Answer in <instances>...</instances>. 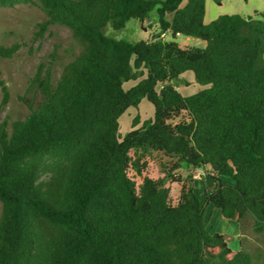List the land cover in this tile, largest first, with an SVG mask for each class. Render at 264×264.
I'll return each instance as SVG.
<instances>
[{
    "label": "trees",
    "instance_id": "16d2710c",
    "mask_svg": "<svg viewBox=\"0 0 264 264\" xmlns=\"http://www.w3.org/2000/svg\"><path fill=\"white\" fill-rule=\"evenodd\" d=\"M30 4L46 15L41 34L65 27L81 52L56 82L40 65L31 90L41 100L22 98L28 117L0 125V264H254L207 231L205 210L253 218L264 232V21L223 15L207 24L206 0H0ZM154 11L151 40L107 36L131 20L143 27ZM19 50L0 47V57ZM188 72L209 88L184 97ZM144 99L154 119L120 137V118ZM156 156L171 161L157 178ZM183 169L186 179L174 175ZM198 169L209 173L204 201Z\"/></svg>",
    "mask_w": 264,
    "mask_h": 264
},
{
    "label": "rangeland",
    "instance_id": "374dc122",
    "mask_svg": "<svg viewBox=\"0 0 264 264\" xmlns=\"http://www.w3.org/2000/svg\"><path fill=\"white\" fill-rule=\"evenodd\" d=\"M223 15H240L246 19L264 21V0H224L218 6L215 0H206L205 22L210 24ZM46 15L37 5H17L14 7H0V47L10 48L19 45L20 50L13 58L0 57V82H3L9 92V101L3 106L4 93L0 84V125L4 122L13 123L25 120L30 114L27 102L22 100H36L41 98L31 90V83L40 65L52 67L53 80L56 82L63 68L73 61L81 52V47L73 37L72 32L60 25L51 26L46 33L41 34L39 24L46 21ZM159 34L157 12L142 27L137 20H131L123 30L116 31L107 28V36L116 40L136 42L151 40ZM168 41H174L170 34L164 36ZM182 47L205 49L206 43L199 39L179 37L175 40ZM180 93L190 97L209 87L200 85L194 74L188 72L180 78ZM188 83V85L186 84ZM137 84L131 81L124 84V89L129 90ZM155 116L154 106L144 99L138 108H130L119 120V135L124 138L128 133L139 129ZM139 117L140 124L134 126V121ZM164 167L170 169L171 161L168 158L156 156L151 165V175L155 178L161 176ZM163 172H166L164 170ZM209 173L205 169L192 172L195 181V193L202 201L205 200V187L210 182ZM174 175L186 179V169L174 172ZM222 181L228 185L235 182L229 178ZM177 193L173 197L177 199ZM206 229L210 234H219L229 238V247L234 251L249 253L254 264H264V232L258 233L254 228L253 218L242 222L226 219L219 209L208 206L205 210ZM2 204L0 203V217Z\"/></svg>",
    "mask_w": 264,
    "mask_h": 264
},
{
    "label": "crops",
    "instance_id": "0c3cea01",
    "mask_svg": "<svg viewBox=\"0 0 264 264\" xmlns=\"http://www.w3.org/2000/svg\"><path fill=\"white\" fill-rule=\"evenodd\" d=\"M179 38V37H178ZM205 170H207V169H205Z\"/></svg>",
    "mask_w": 264,
    "mask_h": 264
}]
</instances>
